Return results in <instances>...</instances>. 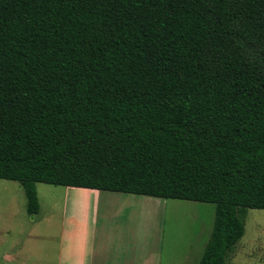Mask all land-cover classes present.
<instances>
[{
  "label": "trees",
  "instance_id": "1",
  "mask_svg": "<svg viewBox=\"0 0 264 264\" xmlns=\"http://www.w3.org/2000/svg\"><path fill=\"white\" fill-rule=\"evenodd\" d=\"M0 179L214 205L198 264L264 210V0H0Z\"/></svg>",
  "mask_w": 264,
  "mask_h": 264
},
{
  "label": "rangeland",
  "instance_id": "2",
  "mask_svg": "<svg viewBox=\"0 0 264 264\" xmlns=\"http://www.w3.org/2000/svg\"><path fill=\"white\" fill-rule=\"evenodd\" d=\"M65 190L36 184L39 210L28 215L21 186L0 179V264H60ZM109 194L120 199L128 196L113 206L115 211L99 208V214L108 218H98L97 228L102 232L104 225L114 227L110 231L117 253L113 264H123L128 257L133 264H198L212 229L214 205ZM132 199L142 200L143 205ZM243 222L244 233L226 264H264V210L246 209Z\"/></svg>",
  "mask_w": 264,
  "mask_h": 264
},
{
  "label": "crops",
  "instance_id": "3",
  "mask_svg": "<svg viewBox=\"0 0 264 264\" xmlns=\"http://www.w3.org/2000/svg\"><path fill=\"white\" fill-rule=\"evenodd\" d=\"M38 184V183H37ZM106 192L93 189H81L66 187L64 194L63 209V227L60 236V264H113L114 258L117 256L116 246L110 242L114 228L112 225H104L98 229V218H108L99 214L100 206L110 208L118 206L122 200H127L128 196L120 199ZM133 195V194H124ZM141 196V195H133ZM132 197V196H130ZM137 205H143L142 200H134ZM142 201V202H141ZM68 206L71 210L68 211ZM112 210L115 211L113 208ZM108 213L104 211V214ZM98 229V230H97ZM128 257V256H127ZM135 260V256L133 257ZM134 262V261H133ZM123 264H133L125 260ZM142 264H147L142 261ZM150 264V263H148Z\"/></svg>",
  "mask_w": 264,
  "mask_h": 264
}]
</instances>
